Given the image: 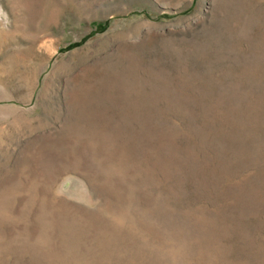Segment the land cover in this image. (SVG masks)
Masks as SVG:
<instances>
[{
	"label": "rangeland",
	"instance_id": "1",
	"mask_svg": "<svg viewBox=\"0 0 264 264\" xmlns=\"http://www.w3.org/2000/svg\"><path fill=\"white\" fill-rule=\"evenodd\" d=\"M0 264H264V0H0Z\"/></svg>",
	"mask_w": 264,
	"mask_h": 264
}]
</instances>
